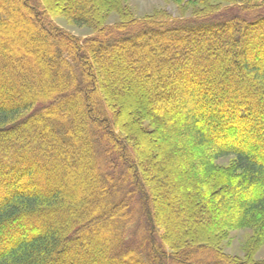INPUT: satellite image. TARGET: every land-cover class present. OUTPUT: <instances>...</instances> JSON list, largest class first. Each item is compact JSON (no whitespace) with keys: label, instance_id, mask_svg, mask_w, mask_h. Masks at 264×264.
Wrapping results in <instances>:
<instances>
[{"label":"trees","instance_id":"obj_1","mask_svg":"<svg viewBox=\"0 0 264 264\" xmlns=\"http://www.w3.org/2000/svg\"><path fill=\"white\" fill-rule=\"evenodd\" d=\"M125 1L0 0V264H258L221 243L264 241V0Z\"/></svg>","mask_w":264,"mask_h":264},{"label":"rangeland","instance_id":"obj_2","mask_svg":"<svg viewBox=\"0 0 264 264\" xmlns=\"http://www.w3.org/2000/svg\"><path fill=\"white\" fill-rule=\"evenodd\" d=\"M131 11L133 17H135L136 19L139 20H143L145 18L148 17H155V16H161V15H169L168 18H172V19H189V18H193V12L194 10H199V6H196L194 8H190V9H186V10H182L180 9V7H178V5L173 1V0H126L124 3ZM221 6H218V9H216L213 14L217 15V17H219V19H229L232 18L234 16H242L248 13H243L244 11H242L240 9V7L238 6H234L233 4H220ZM24 11V10H23ZM25 12V11H24ZM199 12H201V10H199ZM251 15V14H250ZM248 14V16H250ZM120 18L117 14H112L107 22L108 25H113L117 22H119ZM55 23L61 27L63 30L67 31L68 33L77 36L79 38H87V37H91L94 36V31L89 29V28H85V27H76L73 26L71 24H69L68 22H66L64 19L62 18H56L55 19ZM155 37H150L148 38L150 40V42L153 43ZM137 52H142V48H136ZM170 55L167 54V56ZM143 56L145 57V54H143ZM148 58V67H150V70H152L154 68V62L152 60V58H150L149 56H147ZM146 58V57H145ZM172 61H168V62H163L161 65V70L163 69V67H166L167 65L169 66V64H171ZM157 66V65H156ZM155 66V67H156ZM152 68V69H151ZM155 72L152 73L153 75H155L156 73V69L154 68ZM155 77V76H154ZM55 93H63V90L61 91V88H55ZM3 93V90H2ZM67 92H64L63 94H66ZM154 100H156L155 97H153ZM172 113L168 112L167 114H165V117H169L171 116ZM15 139H18V134L14 135ZM99 158H102V156L100 155ZM103 160V159H102ZM232 161V157H227V158H222L220 160L217 161V164L220 166H228L230 164V162ZM107 168V166L105 167V164L102 163V165L100 164V167L98 169H100L99 171L104 172ZM68 181H70V177L66 178ZM60 184L64 183V180H59ZM132 186V183L129 185V187ZM130 190V189H129ZM136 194V193H134ZM138 202L136 200V196L135 199H133L132 203H136ZM232 206L226 208L225 211V216H228L230 214H233L232 212ZM134 211V212H133ZM130 212H133L136 214V217L132 220L131 224L128 226V238H130L131 240L137 236H139L138 234L140 233V227H141V215L139 214L138 211V207L136 208L135 206H132ZM8 226V225H7ZM7 228V227H6ZM99 230V231H98ZM103 232H105L103 229L100 232V229H95V232H93L92 236H95L99 242H103ZM227 237L222 241L221 243V249L228 255L232 256V257H237L239 259H246L249 258L252 261H254L255 263L261 264L264 263V241L262 240L263 238L261 237V241H263L262 243H256L255 244V232L250 229V228H243V229H238V230H232L229 233H227ZM91 236V238H92ZM80 245V244H79ZM77 250V246H73L71 248V250L73 251ZM69 252L68 255H71L72 252Z\"/></svg>","mask_w":264,"mask_h":264}]
</instances>
